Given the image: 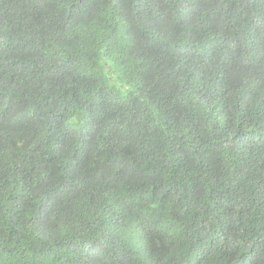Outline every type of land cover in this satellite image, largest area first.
Returning a JSON list of instances; mask_svg holds the SVG:
<instances>
[{"label":"trees","instance_id":"16d2710c","mask_svg":"<svg viewBox=\"0 0 264 264\" xmlns=\"http://www.w3.org/2000/svg\"><path fill=\"white\" fill-rule=\"evenodd\" d=\"M0 264H264V0H0Z\"/></svg>","mask_w":264,"mask_h":264}]
</instances>
